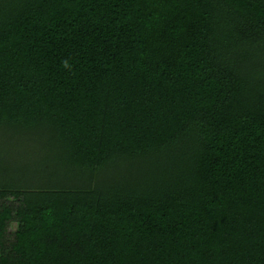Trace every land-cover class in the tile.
Here are the masks:
<instances>
[{
  "label": "trees",
  "instance_id": "trees-1",
  "mask_svg": "<svg viewBox=\"0 0 264 264\" xmlns=\"http://www.w3.org/2000/svg\"><path fill=\"white\" fill-rule=\"evenodd\" d=\"M0 264H264V0H0Z\"/></svg>",
  "mask_w": 264,
  "mask_h": 264
},
{
  "label": "rangeland",
  "instance_id": "rangeland-1",
  "mask_svg": "<svg viewBox=\"0 0 264 264\" xmlns=\"http://www.w3.org/2000/svg\"><path fill=\"white\" fill-rule=\"evenodd\" d=\"M12 228H13V229L16 228V224H15V223L12 224Z\"/></svg>",
  "mask_w": 264,
  "mask_h": 264
}]
</instances>
